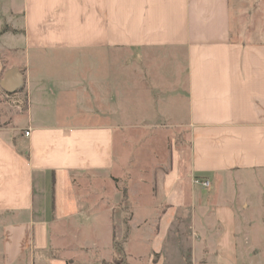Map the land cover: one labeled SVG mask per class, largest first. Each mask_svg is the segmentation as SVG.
I'll list each match as a JSON object with an SVG mask.
<instances>
[{"label":"crops","instance_id":"crops-1","mask_svg":"<svg viewBox=\"0 0 264 264\" xmlns=\"http://www.w3.org/2000/svg\"><path fill=\"white\" fill-rule=\"evenodd\" d=\"M0 33V49L81 52V64L102 53L107 66L121 69L124 54L131 115L170 121L184 101V122L163 126L187 131L188 141L165 174L173 183L166 187L172 218L160 221L177 228L198 221L204 243L189 249L192 264H238L234 204L264 209V0H0ZM164 54L182 57L184 75L154 73ZM27 60L25 97L16 93L13 120L0 127V264H94L76 234L104 220L111 252L122 225L134 219L123 218L134 205L130 198L122 205L116 152L126 85L81 75L79 106L95 123L83 122L69 115L76 103L68 85L59 81L56 95L57 81L35 74L39 61Z\"/></svg>","mask_w":264,"mask_h":264},{"label":"rangeland","instance_id":"rangeland-1","mask_svg":"<svg viewBox=\"0 0 264 264\" xmlns=\"http://www.w3.org/2000/svg\"><path fill=\"white\" fill-rule=\"evenodd\" d=\"M5 30H8L7 24ZM81 55H83L81 52L66 51H51L47 54H33L29 52L27 54L24 50L13 52L0 49V81L3 79L5 72L15 65L20 66V71L25 76L27 57L31 65L35 63V60H38V66H32L33 72L35 74H45L50 79L57 81L51 85V90L56 91V95L60 91L59 81H63L68 85V89L74 95L69 98V101H73V104L76 103L74 107L69 106L71 111H73L71 113L68 110L69 115L74 117V119L80 115L83 117V122L88 121L90 123H95L92 115L85 117L83 113L84 107L79 106L81 100L79 95L82 88L80 82L77 81L81 80V75L119 78L121 84L126 85L125 91L122 92L125 96V102H122L120 123L117 122L122 126V129L118 130L116 134V152L119 165L118 172L120 174L118 178L119 187L122 190V196H125L124 201L123 199L121 201L122 205L129 198L132 202L131 205L129 203L130 207L132 204L134 205V209L123 210V218L126 221L129 217L132 219L134 215V219L128 225H122L120 236H115V241L111 245V252L107 246L108 241H110L108 237L109 230L102 223L104 220L100 219L94 226L86 223L83 232L80 235L76 234L81 237V240L88 247V254L85 257H89L90 261L94 259L93 261L96 262L94 264H192L193 258L189 249H191V246L203 245L204 243L201 239L203 237L200 234L201 227L197 225L198 221L196 225H193V228L192 226L188 227L184 225L178 228L166 227L165 225L162 226L160 221L162 214L167 213V218H172V215L168 214L167 208L169 206L168 204L166 205L170 201L169 199L172 194L167 193L166 187L172 186L173 183L171 182L172 179L167 178L165 174L171 168V161L175 151H182L183 148H186L188 134L183 129L169 127L175 123L184 122L186 118L185 102L181 101L178 103L180 113L171 115L170 121L162 118L161 122H156V115L141 112L137 115H131L128 113L127 104L124 106L125 103L129 102L127 80L132 74L131 69L125 64L126 56L124 54L121 55L122 65L121 69H118L116 65L107 66L106 63L108 61L104 59L106 55L103 56L102 53L88 55L89 65L81 64ZM165 56L167 55L164 54L162 56L161 61L163 63L155 67L154 73L159 75L166 71L173 75H184L185 68L183 67L184 61L182 57L167 59ZM83 57L86 58V55H83ZM42 60L45 62H42ZM109 62H112V60H109ZM176 63L178 66H173ZM135 73L144 74L145 72L137 70ZM69 86H73L74 88ZM17 93L23 99L26 87ZM16 97V93L8 94L0 87V127L4 124H9L8 119L10 121L13 120V118H10V115L16 109ZM59 98L60 95L57 96L58 100ZM63 100L66 99L60 98V101ZM141 100L142 102L145 101L144 98ZM160 100V94L152 98L153 103ZM54 102L57 103L53 98ZM148 110L150 111L151 107ZM1 112L4 116H2ZM130 118L136 119L130 122ZM144 118L148 122L145 123ZM14 121L16 122V120ZM139 122L142 128L135 129L130 127L131 125H137ZM117 123L108 121V124L117 125ZM164 124H167L169 127H163ZM145 126L155 127L151 129ZM250 184L251 188L256 187V184ZM97 185L94 184V186ZM232 192L234 194V191ZM190 196L186 195L184 199L186 206L188 204L192 206L194 203ZM244 197L247 198V195H240V198ZM234 207L238 220V228L240 233L243 234L238 238V264H264V209L256 208L252 203L250 209L244 210L241 208V203L239 202L235 203ZM190 213L186 210L184 217L189 218ZM169 228L173 231L172 234L166 231ZM175 229H179L180 233H178V230L176 233ZM245 236L248 237L247 242ZM125 239L127 242L124 241ZM97 246L98 248H96Z\"/></svg>","mask_w":264,"mask_h":264},{"label":"water","instance_id":"water-1","mask_svg":"<svg viewBox=\"0 0 264 264\" xmlns=\"http://www.w3.org/2000/svg\"><path fill=\"white\" fill-rule=\"evenodd\" d=\"M26 81L23 73L17 67L10 68L0 81L1 89L8 94H15L25 88Z\"/></svg>","mask_w":264,"mask_h":264},{"label":"built area","instance_id":"built-area-1","mask_svg":"<svg viewBox=\"0 0 264 264\" xmlns=\"http://www.w3.org/2000/svg\"><path fill=\"white\" fill-rule=\"evenodd\" d=\"M25 135H26V137H28L30 135V131H27L25 133ZM194 184L200 185V186H202L204 188H209L211 186L209 181H203L201 179H195Z\"/></svg>","mask_w":264,"mask_h":264},{"label":"trees","instance_id":"trees-1","mask_svg":"<svg viewBox=\"0 0 264 264\" xmlns=\"http://www.w3.org/2000/svg\"><path fill=\"white\" fill-rule=\"evenodd\" d=\"M0 35H1V33H0Z\"/></svg>","mask_w":264,"mask_h":264}]
</instances>
